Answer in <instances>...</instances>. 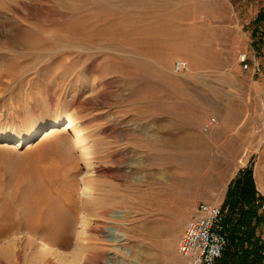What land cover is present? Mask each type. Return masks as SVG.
Instances as JSON below:
<instances>
[{"label": "rangeland", "instance_id": "1", "mask_svg": "<svg viewBox=\"0 0 264 264\" xmlns=\"http://www.w3.org/2000/svg\"><path fill=\"white\" fill-rule=\"evenodd\" d=\"M260 12L264 0H0L3 263L94 239L104 264H189L177 244L198 203L220 204L232 226L228 191L250 172L264 204ZM209 116L218 125L203 134ZM46 213L70 224L63 244L41 227L27 241L23 225Z\"/></svg>", "mask_w": 264, "mask_h": 264}, {"label": "built area", "instance_id": "2", "mask_svg": "<svg viewBox=\"0 0 264 264\" xmlns=\"http://www.w3.org/2000/svg\"><path fill=\"white\" fill-rule=\"evenodd\" d=\"M246 53L240 54V60H246ZM188 63L183 58H176L172 63L174 73L187 69ZM218 125L216 116L207 117L201 125V132L208 134ZM259 209L264 204L255 201ZM226 213L220 204L202 201L194 208L180 235L177 252L187 259L189 264H219L224 252L230 247L231 239L227 230Z\"/></svg>", "mask_w": 264, "mask_h": 264}, {"label": "trees", "instance_id": "3", "mask_svg": "<svg viewBox=\"0 0 264 264\" xmlns=\"http://www.w3.org/2000/svg\"><path fill=\"white\" fill-rule=\"evenodd\" d=\"M262 18H264V13L260 12L257 15V21ZM236 184L237 186L229 188L227 200L231 205V209L236 208L235 206L237 205L236 210L239 211V215L236 222L229 227L228 221L230 220L226 214V223L231 243L235 239L239 244L230 251L228 248L220 259L219 264H231L232 262L233 264H262L264 262V246L252 237V228H249L254 220H263L262 216H257L256 209L258 205H256L255 201L259 199V195H256L251 173L244 174ZM239 234H245V237ZM238 236H240L239 239L237 238ZM252 238L254 239L253 241ZM244 242H249V246L240 249V245L242 246Z\"/></svg>", "mask_w": 264, "mask_h": 264}, {"label": "bare ground", "instance_id": "4", "mask_svg": "<svg viewBox=\"0 0 264 264\" xmlns=\"http://www.w3.org/2000/svg\"><path fill=\"white\" fill-rule=\"evenodd\" d=\"M71 124H72L71 119H67V125H71ZM49 129H48L49 130L48 132L44 133L43 137H48L52 133L56 132L59 129V124H55L54 126H52ZM76 134H77V131H76ZM79 143H80L81 149L85 153L86 160L90 161L91 157H90V155H89V153L87 151V148L85 146L84 141L82 139H80ZM20 144H21V141L19 140L15 146H19ZM31 145L32 144L29 143L28 147L29 146L31 147ZM15 146L13 145L14 148H15ZM56 212H58V211H56ZM49 215H50V213H48V214L46 213L45 217L41 221H39L37 225H33V222H31V223H29V222L27 223L26 222L23 225L24 229L28 233V237L26 239L29 242V244L33 243V239H31V238L32 237H34V238L36 237L35 231H38L40 229V227L42 229L44 228L43 231L45 230V232H47V233H45L46 235H50L51 234V235L57 236L59 238V242L62 243V244H63V242L65 240H67L66 237L69 235L70 229H71V226L68 223L67 219L64 218L62 214L61 215L58 214L59 216L57 215L58 217H56V219H54V220L51 219V217H50V219H48ZM53 215H54V213H53ZM112 216L115 217V216H117V214H113L112 213ZM15 226H16L15 223H12L10 228L13 229V228H15ZM84 228H85V231H87V232L89 230H92V229L96 230L89 223L86 224L84 226ZM5 231H6V229H4V228L0 229V236L3 235L5 233ZM29 237H31V238H29ZM78 237H80V238L86 237L88 239L90 238L89 234H84V232L80 233ZM39 238L42 239L41 237H39ZM119 240H121V239H119ZM15 242H17V240ZM81 242L83 243V239L81 240ZM93 242H94V244H99V242L94 241V239L93 240H85L84 246L78 247L76 252L73 255H71V256H67V255L65 256V255H62L61 253L57 252L58 254L55 255L56 257L52 258L50 253L48 254V253L42 251L43 253L40 255L41 257H39V259L37 258V256L35 258L37 260H34L33 258L31 259V257H29V260L27 261L29 263H27V264H104L103 260H107V258H106V256L104 255L103 252H101L98 248H96L94 246ZM15 244H14V246L17 248V245H15ZM15 250H16V254H19L18 249H15ZM53 253H55V252L53 251ZM3 254H5V253H3ZM39 254H40V252H39ZM0 264H4L1 257H0Z\"/></svg>", "mask_w": 264, "mask_h": 264}]
</instances>
